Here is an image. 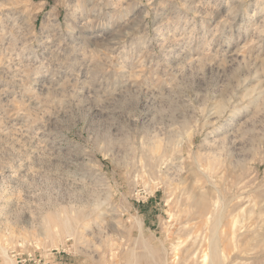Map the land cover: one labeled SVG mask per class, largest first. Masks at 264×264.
<instances>
[{"label":"rangeland","instance_id":"374dc122","mask_svg":"<svg viewBox=\"0 0 264 264\" xmlns=\"http://www.w3.org/2000/svg\"><path fill=\"white\" fill-rule=\"evenodd\" d=\"M211 258L264 264V0H0V264Z\"/></svg>","mask_w":264,"mask_h":264},{"label":"bare ground","instance_id":"6f19581e","mask_svg":"<svg viewBox=\"0 0 264 264\" xmlns=\"http://www.w3.org/2000/svg\"><path fill=\"white\" fill-rule=\"evenodd\" d=\"M210 194V193H209ZM199 198V197H198ZM205 199V198H204ZM204 199L200 198L197 202V205L201 206V208H204L202 206H205L208 202H206V204L204 203ZM207 206V205H206ZM207 208V207H206ZM232 217V216H231ZM239 220L238 219H233L231 221H228L227 224L225 225L226 227H228V231H227V234L225 235V239H224V242H223V246L221 247L220 249V253L221 255H224L226 257H230L231 255V258H234V257H237V255L234 254V251L232 252V248L231 246L229 245V238L231 235H234L236 234V230H238V228L235 230V228L237 227V222ZM207 255V254H206ZM207 258V256H206ZM238 258V257H237ZM235 259V258H234ZM204 264V263H203ZM209 264H213V259L211 258L210 259V263Z\"/></svg>","mask_w":264,"mask_h":264}]
</instances>
